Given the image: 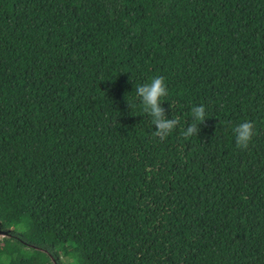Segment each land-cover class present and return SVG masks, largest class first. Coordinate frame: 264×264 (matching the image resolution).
I'll list each match as a JSON object with an SVG mask.
<instances>
[{
	"label": "trees",
	"instance_id": "1",
	"mask_svg": "<svg viewBox=\"0 0 264 264\" xmlns=\"http://www.w3.org/2000/svg\"><path fill=\"white\" fill-rule=\"evenodd\" d=\"M0 225V264H264V0H0Z\"/></svg>",
	"mask_w": 264,
	"mask_h": 264
},
{
	"label": "clouds",
	"instance_id": "2",
	"mask_svg": "<svg viewBox=\"0 0 264 264\" xmlns=\"http://www.w3.org/2000/svg\"><path fill=\"white\" fill-rule=\"evenodd\" d=\"M136 94L141 99L143 110L151 115L152 122L159 131L154 133L157 137L167 135L176 125L175 120H164L163 109L160 107L161 98L168 94L164 78L156 76L149 83L136 86ZM194 114L202 121L204 119V108H195ZM195 131V125L188 128L185 136L191 135ZM236 138L237 147L247 148L254 136V124L246 121L236 125L233 129Z\"/></svg>",
	"mask_w": 264,
	"mask_h": 264
},
{
	"label": "water",
	"instance_id": "3",
	"mask_svg": "<svg viewBox=\"0 0 264 264\" xmlns=\"http://www.w3.org/2000/svg\"><path fill=\"white\" fill-rule=\"evenodd\" d=\"M10 230H11L10 228H8V229H2L1 228V225H0V238L9 236V231Z\"/></svg>",
	"mask_w": 264,
	"mask_h": 264
},
{
	"label": "rangeland",
	"instance_id": "4",
	"mask_svg": "<svg viewBox=\"0 0 264 264\" xmlns=\"http://www.w3.org/2000/svg\"><path fill=\"white\" fill-rule=\"evenodd\" d=\"M0 239H1V238H0ZM61 259H62V261H64V262H69V260H70L69 256H66V255H63Z\"/></svg>",
	"mask_w": 264,
	"mask_h": 264
}]
</instances>
